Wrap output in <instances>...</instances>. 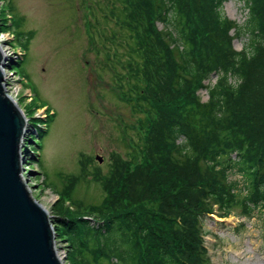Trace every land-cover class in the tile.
Masks as SVG:
<instances>
[{
  "label": "trees",
  "instance_id": "16d2710c",
  "mask_svg": "<svg viewBox=\"0 0 264 264\" xmlns=\"http://www.w3.org/2000/svg\"><path fill=\"white\" fill-rule=\"evenodd\" d=\"M105 1L94 11H104L127 40L117 45L112 32L105 54L113 45L124 50V74L113 72L117 95L144 118L127 158L112 153L108 171L90 176L81 155L79 173L62 176V189L53 190L51 219L66 264H211L206 217L264 213V0H242L243 25L223 14L227 0ZM92 27L85 23L87 34ZM7 30L2 15L0 32ZM13 33L26 50L33 32L24 42ZM245 34L238 51L233 41ZM213 74L202 102L197 92ZM36 108L24 110L33 130L23 144L29 173L41 165L47 132ZM88 181L102 191L98 204L73 196Z\"/></svg>",
  "mask_w": 264,
  "mask_h": 264
},
{
  "label": "rangeland",
  "instance_id": "374dc122",
  "mask_svg": "<svg viewBox=\"0 0 264 264\" xmlns=\"http://www.w3.org/2000/svg\"><path fill=\"white\" fill-rule=\"evenodd\" d=\"M104 4L105 0H0V20L3 15L4 25L13 21L12 31L21 34L23 42L29 32L34 34L18 65L14 63L20 60L22 51L10 46L13 38L8 31L0 34V45L9 55L5 68L7 86L11 91L20 90L19 106L27 113L37 106L36 118L47 119L43 118L45 108L54 114L48 121H42L47 132L39 140L41 165L33 164L29 173L24 167L25 159L23 163V173L27 172L24 178L28 185L34 186L29 187L32 197L50 216L52 204L58 199L53 190L62 189V176L79 173L81 155L89 160L90 176L96 171L105 174L111 154L127 158L140 139L138 120L144 116L122 101L115 87L120 84L114 78V68L124 74L121 68L124 50L113 45L108 55L111 56L105 55L111 47L112 32L117 45L120 41L127 42L126 33L113 21H106L104 11H94ZM223 14L239 25L247 20L242 0H227ZM87 21L93 24L90 34L85 30ZM158 28L162 29V25L158 24ZM247 42L248 35H241L234 39L233 46L240 51ZM211 79L214 82L216 76ZM123 90L127 92L126 84ZM198 96L202 101L207 99L204 90ZM27 130L33 132L29 126ZM96 156L102 159L101 163ZM235 179L240 178L232 175L231 180ZM73 196L98 204L102 191L98 184L88 181L79 184ZM202 226L211 264H264L263 212L250 219L239 216L238 211L224 219L210 215ZM56 248L60 256L66 252L64 242L57 241Z\"/></svg>",
  "mask_w": 264,
  "mask_h": 264
},
{
  "label": "water",
  "instance_id": "95a60500",
  "mask_svg": "<svg viewBox=\"0 0 264 264\" xmlns=\"http://www.w3.org/2000/svg\"><path fill=\"white\" fill-rule=\"evenodd\" d=\"M5 61L0 47V264H63L51 216L23 178L28 120L5 91Z\"/></svg>",
  "mask_w": 264,
  "mask_h": 264
},
{
  "label": "built area",
  "instance_id": "2783aa9c",
  "mask_svg": "<svg viewBox=\"0 0 264 264\" xmlns=\"http://www.w3.org/2000/svg\"><path fill=\"white\" fill-rule=\"evenodd\" d=\"M6 79H7V77H6ZM8 91H9V94H10L11 96H16V92H15V91H11V90L9 89V87H8Z\"/></svg>",
  "mask_w": 264,
  "mask_h": 264
},
{
  "label": "bare ground",
  "instance_id": "6f19581e",
  "mask_svg": "<svg viewBox=\"0 0 264 264\" xmlns=\"http://www.w3.org/2000/svg\"><path fill=\"white\" fill-rule=\"evenodd\" d=\"M2 48V47H1ZM25 147V146H24Z\"/></svg>",
  "mask_w": 264,
  "mask_h": 264
}]
</instances>
